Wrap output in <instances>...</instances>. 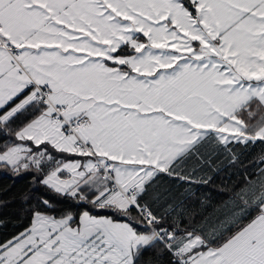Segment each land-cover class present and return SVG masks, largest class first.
Wrapping results in <instances>:
<instances>
[{"label": "snow or ice", "instance_id": "1", "mask_svg": "<svg viewBox=\"0 0 264 264\" xmlns=\"http://www.w3.org/2000/svg\"><path fill=\"white\" fill-rule=\"evenodd\" d=\"M257 143L264 0H0V169L38 194L0 264H264V150L193 188Z\"/></svg>", "mask_w": 264, "mask_h": 264}, {"label": "trees", "instance_id": "2", "mask_svg": "<svg viewBox=\"0 0 264 264\" xmlns=\"http://www.w3.org/2000/svg\"><path fill=\"white\" fill-rule=\"evenodd\" d=\"M262 150H264V145L259 143L255 147H249L245 150L240 156L241 160L244 161L243 167L239 165L229 166L227 159L221 156L217 164L222 170L212 173V183L206 186H193L197 198L206 201L209 213L227 199L229 194L227 189L240 182L245 167H248L250 171H255L250 167L249 162L255 160ZM162 188H170L175 193L176 198H182L184 195V189L175 184L166 183L162 185ZM37 195L30 173L14 175L8 170L0 169V239L8 238L27 226L26 209L35 203ZM57 207H65V205L58 204Z\"/></svg>", "mask_w": 264, "mask_h": 264}]
</instances>
